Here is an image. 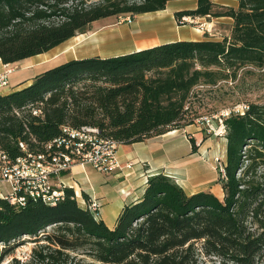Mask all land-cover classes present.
Here are the masks:
<instances>
[{
	"label": "trees",
	"instance_id": "1",
	"mask_svg": "<svg viewBox=\"0 0 264 264\" xmlns=\"http://www.w3.org/2000/svg\"><path fill=\"white\" fill-rule=\"evenodd\" d=\"M169 1L0 0V60L16 66L87 33L97 20L162 11ZM235 1L236 8L215 12L213 0H196L195 9L174 13L180 25L184 17L230 18L231 35L221 41L71 59L0 94V169L1 156L15 162L26 154L20 143L28 153L47 154L64 128L96 129L101 138L131 145L196 124L207 116L194 108L201 90L246 67L264 71V0ZM245 105L223 118L221 199L208 190L187 194L157 173L110 229L89 209V197L83 194L82 205L69 187L54 205L0 197V257L29 237L43 242L31 264H264V104ZM189 141L196 152L195 138Z\"/></svg>",
	"mask_w": 264,
	"mask_h": 264
},
{
	"label": "crops",
	"instance_id": "2",
	"mask_svg": "<svg viewBox=\"0 0 264 264\" xmlns=\"http://www.w3.org/2000/svg\"><path fill=\"white\" fill-rule=\"evenodd\" d=\"M173 1H169L162 11L137 16L131 26V30L134 32L132 35L133 48L127 51L104 56L100 54L85 55L81 49L77 48L76 36L46 53L27 58V61L30 62L24 68L30 70L58 62L60 59L65 62L91 56L103 58L117 56L174 41L210 40L203 37V33L194 28L186 25L178 26L174 17V13L177 11L195 9L196 0H187L191 3L186 6L172 4ZM229 1L233 2V6L235 3L234 8L237 7L235 0ZM144 15L147 17L145 23L138 24L137 19ZM141 45L145 46L141 47ZM4 65L0 60V73L4 71ZM34 77H24L16 83L10 84L11 88L0 92V94H8L22 89L29 85ZM193 126L172 130L131 145L120 144L117 148V157L122 165L121 170L103 174L95 171L89 165L75 164L68 173H63L60 177L53 179L55 188L59 186L72 188L80 204L84 200L83 194H86L89 199L95 200L99 205L98 217L110 229L114 227L122 207L138 200L143 193L147 178L157 173H164L176 181L181 180L180 186L187 194L208 190L221 199L223 192L218 182L219 175L216 176L211 163L213 153L212 150H208L210 143H207L208 140H203V135L202 138H198L200 129L193 128ZM189 137H194L196 140V152L191 149ZM127 163H132L130 169L124 167ZM0 187V192H3L7 186Z\"/></svg>",
	"mask_w": 264,
	"mask_h": 264
},
{
	"label": "rangeland",
	"instance_id": "3",
	"mask_svg": "<svg viewBox=\"0 0 264 264\" xmlns=\"http://www.w3.org/2000/svg\"><path fill=\"white\" fill-rule=\"evenodd\" d=\"M128 1L133 2L134 0ZM213 2L215 4V12H223L228 8L235 7V3L233 6V2L229 0H213ZM190 3L187 0L172 2V4L183 6ZM145 16L138 18L137 23L143 25L147 18ZM128 18H130L131 22L128 21ZM136 18L137 16L126 14L95 21L91 24L90 31L76 37L77 48L81 49L85 55L100 54L101 56L116 54L133 48L132 35L134 32H132L131 26ZM182 23L181 25L194 28L203 33V37L215 41L230 37L233 25V21L228 17L185 18L182 19ZM177 25L180 26V23L177 22ZM143 46L145 45H141V47ZM63 61L60 59L58 62L27 70L24 66L30 61L24 59L18 62L16 66H10L13 68L14 73L9 77V87L7 89L11 88L10 84L12 85L24 77H34ZM247 103L264 104V71L253 67H246L240 70L235 79L221 81L214 88L208 87L201 90L194 100V108L199 115L216 116L222 111L243 107ZM193 128L201 130L200 133L196 132L200 135L198 138H202L203 135V140H208L207 143H210L208 150H212L213 153L211 163L217 174L216 176H218L221 165L225 161V139L221 137L222 134L218 136L207 134L204 126L198 123L194 124ZM209 138H211L210 141ZM177 183L180 185L181 180L178 179ZM0 186H7L3 192L1 191L3 196L6 195L9 192L8 185L0 184ZM39 244H43V242L38 243L35 239L29 237L21 238L11 247L7 254L0 257V264H31L32 250L37 248ZM2 248L3 246L1 245L0 253ZM79 258L81 256L76 257V259ZM210 264H218V262L212 261Z\"/></svg>",
	"mask_w": 264,
	"mask_h": 264
},
{
	"label": "built area",
	"instance_id": "4",
	"mask_svg": "<svg viewBox=\"0 0 264 264\" xmlns=\"http://www.w3.org/2000/svg\"><path fill=\"white\" fill-rule=\"evenodd\" d=\"M185 19V18H182ZM128 21L131 22L130 18ZM0 73V91L9 87V77L13 68L4 65ZM247 106L231 108L220 112L216 116H203L196 123L204 126L207 134L218 136L224 133L223 118L231 113H243ZM60 136L46 145L47 154L28 153L26 147L20 143L21 149L26 152L22 157L10 162L1 156L3 165L0 169V184H6L9 192L0 197L11 203L22 204L27 198H39L51 205L63 197V186L55 188L53 179L69 171L73 165H89L95 171L108 174L121 170L122 165L117 157L119 143L98 136V130L83 128L82 130L63 129ZM190 138V137H189ZM132 167V163L124 166ZM220 173H224L220 168ZM85 205V201H81ZM92 212H97L99 205L93 199L88 204Z\"/></svg>",
	"mask_w": 264,
	"mask_h": 264
}]
</instances>
